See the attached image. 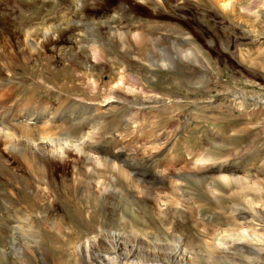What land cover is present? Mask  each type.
Returning <instances> with one entry per match:
<instances>
[{
  "label": "rangeland",
  "instance_id": "1",
  "mask_svg": "<svg viewBox=\"0 0 264 264\" xmlns=\"http://www.w3.org/2000/svg\"><path fill=\"white\" fill-rule=\"evenodd\" d=\"M66 1L69 3L70 0ZM123 1L77 0L78 9L84 10L82 13L85 14L80 17L82 13L75 11L74 16L78 14L77 17L84 22L90 16L109 15L118 6L116 3L122 4ZM256 1L249 12L241 13L246 17H238L235 14L238 9L231 12L209 0H187L179 6L168 4L161 6L158 13L153 15L148 12H155L156 9L136 0H125L123 12L126 13L120 18L124 21L123 25L148 27L153 24L158 29L162 26L181 29L187 32L185 40L177 42L172 37L161 39L159 45L166 47L161 50H157L156 40V47L151 49L155 54L147 51V57L142 54L146 50L139 54L132 53L134 60L127 63L123 78L117 83H114V78L118 70L108 60L101 59L97 66L103 73L99 75L98 86L93 90L84 84L86 77H82L83 67H78L77 73L64 67L72 57H63L61 51L71 46L73 41L68 35H63L55 48L48 45L41 50L43 53H40L39 60L36 56L33 60L31 57L26 72L15 69L16 80L9 81L10 84L0 81V129L16 122L21 116L18 114L25 110H21L23 106L26 108L23 113L29 110L34 115L50 114L57 110L60 119L72 123H69L70 131L66 136L56 137L54 134L53 138L75 141L83 131H90V127H93L91 123L84 124L80 108L71 109L72 102L77 100L99 107L100 113L94 122L98 121L100 125L93 132H97V139L100 137L99 140L116 145L114 149L117 150L113 149V152L119 155V159L114 160V172L103 165H88L74 148H70L67 161L55 158L54 161L45 162V165L30 157L27 161L22 159L23 144L19 145L22 148L17 146L11 151L5 148L7 141L0 133V264H106L102 258L106 257L105 252L109 249L113 254L112 245L116 247L117 259L121 264H176V261H182L181 264H209L202 260H189L192 256L190 252L193 253L192 248L197 245L198 239L208 240L199 234L203 230L215 233L217 240L223 244L221 247L228 246L222 240L224 232L221 230L226 227L224 215L229 207L239 206L234 205L240 201L239 188L261 200L256 206L264 211V203L260 205L264 201V104L259 106L250 96L258 94L261 98H257L258 101L264 103V52L259 48H264V20L256 17L258 13L264 15V0ZM10 2L14 6L11 19L17 17L20 8L29 13L33 4L31 0H6L3 3ZM77 21V26L86 25ZM84 31L82 37L99 40L98 33L87 25ZM71 33L78 37V30ZM8 35L6 49L11 54L14 49L17 51L18 45L14 37L12 39ZM178 49L185 51L181 53ZM191 52L197 54L196 59ZM184 53H187L186 57ZM46 57L50 59L49 66L44 62ZM145 67L152 71L145 70ZM4 71L8 70H2L1 76H10L9 71L8 74ZM26 75L36 76L33 78L38 83L41 81L37 78L39 75L51 81L40 82L39 86L44 88L41 89L34 85L33 80L24 82ZM110 86L116 89V98L106 94ZM233 91L247 92L245 99H239ZM95 93L99 95L93 99ZM17 110L20 112L17 113ZM21 118L18 120L24 121ZM213 136L228 137L230 142L213 144ZM205 143L208 146L213 144L212 149ZM200 151L209 153L213 159L211 164H201L197 159ZM91 156L96 154L92 153ZM44 165H48L47 168ZM119 165L132 172L130 183L124 175L116 172ZM222 165L236 169L234 176L238 182L228 180L226 173L216 171V166ZM78 171L81 174L78 175ZM51 173L53 176L50 177ZM177 174L184 181H178L175 178ZM195 174L205 176L193 178ZM41 177L50 179L49 185L52 187L49 186V189L54 194L49 196L44 185L41 188L45 192L44 189L35 192L33 186H37V180ZM132 180L134 183L139 181V187L132 186V192L128 194L126 189L129 184L133 185ZM211 181L216 183L215 186L207 188L205 182ZM176 182L181 184L184 196L178 193ZM149 187L153 188L151 197L142 192ZM166 205L171 209L173 205H178L177 211L172 209L166 214L175 229L182 233L181 236L176 234V242L171 241L173 239L170 237L163 238V233H166L164 226L157 221L159 210ZM196 209L204 221L199 222V227L194 223L197 219ZM38 210L42 215L47 214L48 222H56V226H35L33 221ZM146 231L157 233L159 241H153L149 235L147 237ZM136 234H142V237ZM226 237L231 241L236 239L232 235ZM235 241L239 244L236 259L232 263L220 261L213 264H264V259L255 255V250L247 246L245 239ZM154 243L160 248H154ZM177 244H181V248ZM165 245L172 247L166 248ZM258 246L264 253V235ZM128 250L131 256L127 258ZM242 252H248L250 258H246ZM142 253L153 254L159 261H150L153 259L151 257L149 261L137 262V255L141 257ZM168 254L173 255L174 260L167 257Z\"/></svg>",
  "mask_w": 264,
  "mask_h": 264
},
{
  "label": "bare ground",
  "instance_id": "2",
  "mask_svg": "<svg viewBox=\"0 0 264 264\" xmlns=\"http://www.w3.org/2000/svg\"><path fill=\"white\" fill-rule=\"evenodd\" d=\"M5 1L6 0H0V6H3L0 9V73H3V72H1L2 70H8L10 72V76H5V75L1 76L0 75V81L1 82L7 81L9 84H10V82H13L14 80H16V70L15 69L19 70L20 72H21V70H23V72H26L25 70L27 69L26 68L27 64L29 65V60L31 59V57L33 60L34 59L33 57L36 56V57H38V60H39L40 53H43V52H41V50H44L45 47H47L48 45L52 48H55V45H58V43L61 40V37L63 35H68L69 36L68 38L73 41V44L71 46L66 47L65 49H63L61 51V55L63 57H66V58H67V56L72 57V58H69V63L67 65H64V67H66L68 69H74L75 70L74 72L77 71L78 67H80V68L83 67L82 68L83 70H81L82 71L81 73L84 76H82V77H86V82L84 84L85 85L88 84L93 90H95L98 86V83H99V80H98L99 75L103 73V71L100 70L101 68H99L97 66V63H99V61L101 59L108 60L110 62V64L114 65L115 68L114 67L113 68L118 70V73H116V78H114V79H116L115 80L116 82L114 81V83H117L118 81L122 80L124 69H125L127 63L134 60V58L132 57V53L133 54H139L140 51L142 52V51L146 50L144 53H142V54L146 55L147 51L149 53L150 51H153L151 49L156 47V44H155L156 40H157V47H158L157 50H161L163 48H166L165 45L163 46V48H161V46L159 45V41L161 39H169L170 37H172L173 41L174 40L177 42L181 41V40L183 41V40H185L184 36L187 33L181 29H176V28H171V27H163L162 25H161L162 27H159V29H158L157 28L158 26H155L153 24H149L148 27H146V26L144 27V25H143V27H142V25H138L136 27V26H134V24H133V26L131 25L132 27L131 26L126 27L125 23H124L125 25H123V22H124V21L122 22L123 19L120 20V18L122 17V14L126 13V11L123 12V10L125 9V3H124L125 0H124L122 2V4L116 3V5L118 4V6H116V8L113 9V12L109 15L99 16V17L90 16V18L85 19L84 22L86 23V25L91 30H94L96 33H98L97 35H99L98 41H94V40L92 41L91 39L87 38V36H85V37L81 36V34H83V32H85L84 29H85L86 25L77 26V24H79V23L76 24L77 19L80 22H83V20H81V18L77 17V16H79L78 14H77V16H74V12L75 11H78L80 13L84 12V10L78 9L77 0H70L69 3H67L66 0H40L37 2H36V0H31V3H33V4L31 7V10L28 11L29 13H27L23 8H20V13L17 15L16 18H13L14 20L11 19V12H13L14 6L11 2H10V4L3 3ZM186 1L187 0H136L137 3L146 4L147 7L156 9L155 12L149 10L148 14H150V15H153L154 13H158L159 8L161 6H166L168 4H174L175 6H179L180 3L181 4L183 3V5H184V3ZM209 1L214 3V4L219 5L222 8H225L226 10H229L231 12H235L238 9L237 10L238 13H235L236 16H238V17H242V16L246 17V15L244 13L243 14H241V13L242 12H249L253 8V6L256 5V3H257L256 0H209ZM132 2H135V1H132ZM62 4H63V6L60 7V5H62ZM130 13H131V11H130ZM228 13H230V12H228ZM84 14L82 13V15H80V17L84 16ZM13 16H16V15H13ZM129 16L132 17V15H129ZM256 17H258V19H260V20H264V15L262 16V14L259 15V13H258V14H256ZM82 18H84V17H82ZM132 18H129V19H132ZM142 21H143V19H142ZM84 22H83V24H84ZM133 22H134V20H133ZM133 22H131V23H133ZM143 23H145V22H143ZM8 29H9L10 35H8ZM74 30H78V33H77L78 37L74 36L73 35L74 33L73 34L71 33ZM96 33H95V35H96ZM155 33H156V35H155ZM157 33H159V34L164 33V34L158 35ZM7 35H8V37L11 36L12 39L14 37L15 43H17V45H18L17 51L14 49V53L12 52L11 54H9V52L7 51L8 49H6L8 47L7 46L8 43H9V38H6ZM98 37H97V39H98ZM153 37H155V38H153ZM82 41H83V43H81ZM19 44H21V46ZM170 44H172V43H170ZM173 46L174 45H172V47ZM168 47H167V49H169ZM75 48H78V49H75ZM259 48L260 49L262 48V50L264 52V48L262 46H259ZM260 49H259V51H260ZM52 50H54V49H52ZM178 51L183 53V51H185V50L178 49ZM193 52H191V53L194 55V57L196 59L197 54H195ZM150 53L152 54V52H150ZM154 54H155V52H154ZM186 54L184 53L185 57L187 56ZM154 56H156V55H154ZM12 57H14L13 60H11ZM146 57H147V55H146ZM150 57L151 56H149V58ZM141 58H143V57H141ZM149 58H147V59H149ZM147 59L145 60V62L147 61ZM155 60H156V58H154V61ZM44 62L49 66L50 59H48V58L44 59ZM168 63H170V62H168ZM38 64H40V61ZM161 64H163V63H161ZM151 65H152V62L150 60L149 66H151ZM154 65H156V64H154ZM71 66H74V67L72 68ZM50 68L52 69V67H50ZM121 69H123L122 72L119 71ZM148 69H150V68L147 67L145 70H148ZM150 70H149V73H152L151 72L152 70L151 71ZM8 71H6V72L4 71V73L8 74ZM39 71H41V70H39ZM54 72H52V73H54ZM135 72H137V71H135ZM33 76L34 75H26L23 78L24 79L23 81L25 82L27 80H29V81L33 80L35 86H39L40 82L43 83V82L48 81L47 77H43V76L39 75L37 78L41 81L38 83L37 79H34ZM131 76H133V75L131 74ZM34 77H36V76H34ZM49 80H50V78H49ZM18 81H19V79H18ZM50 81H48V82H50ZM30 82H28V83H30ZM47 84H49V83H47ZM39 87L41 89H44L41 86H39ZM110 88H111V90H109ZM106 90L107 91L109 90L108 92L106 91L107 95L116 98V92H117L116 89H114L110 86ZM233 92H234L233 94L239 96V99H243L244 97H246L245 93H247V92L244 93V92H236V91H233ZM56 93H58V92H56ZM97 95H99V94L95 93L93 95V99H95ZM103 95H105V94H103ZM250 96L255 98V103L258 104L259 106L264 104L262 102L260 103L258 101L259 99H257V98H260V95L256 94L254 96L252 94ZM68 101L70 102V100H68ZM71 102H72V100H71ZM251 104H254V103H251ZM62 105H64V104H62ZM72 105H73V107L71 109L80 108L81 114H83L82 117L85 120V122L83 121L84 124L91 123L93 125V127H90L92 130L89 129L90 131H87V132L83 131L80 134L81 135L80 138L76 139L75 141H73L69 138H68L69 140H66L64 138L63 139L53 138L52 135H54V134L56 135V137L57 136L58 137L66 136V134L70 131L68 129L70 127L69 123L71 121H68V120L63 121L62 118L60 119V117H59L60 115H58L57 110L53 113H50V114L49 113H46V114L41 113V115H34L32 112L29 113V110H28V113H23L26 110V108H24V106H23V108L21 110H24V109L25 110L21 111L22 113H19L20 111L17 110L18 111L17 113H19L18 116L21 115L19 118L23 117L21 119H24V121L20 122L18 120L19 119L18 118L16 122L11 123V126L8 125L10 127L3 125L4 126L3 128L5 130L2 128L0 129V133L2 134L3 139L5 141H7V143L5 142L6 143L5 148H7L8 150L11 151L12 149H17L18 148L17 146L23 144V150H21L22 151V153H21L22 157L21 156L20 157L22 159H26V161L29 157L33 158V160L36 159L37 161L41 162L40 164H42V162H44V164H45V162L54 161L55 158H59V159L64 158V161H67V159L69 158V156L71 154L70 148H74L73 150L76 151L78 154H80L81 157L84 158V160L88 162L87 163L88 165H90V163L95 164V165H97V164L103 165L104 167L106 166V167L110 168V172H111V169L114 172V170H115L114 169V160L117 161L119 159L118 153L117 152L115 153V151L117 149H114V148H116V145H114L113 143L111 144L108 142H104L103 140H99V139H101L100 137H99V139H97V137H96L97 132H93V130H98L99 125H100V123L98 121H97V123H95L96 122L95 120L98 118L99 113H100L99 107L97 105L94 106V105L86 104L84 102H80L77 100H74V102H72ZM244 106H246V105H244ZM61 108H63V107L61 106ZM61 108L59 110H61ZM11 112H13V111H11ZM43 112H46V111H43ZM72 113H74V112H72ZM222 114H225V113H222ZM8 117H10V116H8ZM28 117H30L31 119H28ZM79 117H81V116H78L77 118H79ZM80 122H81V120H80ZM8 124H10V123H8ZM213 128L215 130H217V127L215 125H213ZM7 129H11V130H7ZM70 129H72V127ZM232 130L233 129H230V131H232ZM79 133H80V131H79ZM72 135H74V134H72ZM85 136H86V139H84ZM212 140H213V142L215 141L213 144H224V143L230 142V139L228 137L218 138V137L213 136ZM108 144H110L111 146H109ZM213 144H211L209 146L211 147V146H213ZM204 145H207V144L205 143ZM219 146H221V145H219ZM19 147L22 148L21 146H19ZM113 149L115 150L114 152H113ZM210 149H212V147ZM24 150L26 151V153L24 152ZM92 153H95L96 156H91ZM114 154H116V155H114ZM125 155L126 154H124V156ZM79 158H80V156H79ZM197 159L201 162V164H206L207 162L210 163V161H213L212 157L209 155V153L207 151H203V152L200 151V153L197 155ZM80 160H81V158H80ZM84 160H83V162H84ZM42 166L43 165H41V167ZM47 166H45V167L47 168ZM129 166L130 165L128 164V167ZM235 170L236 169L229 168V167L223 166V165L218 166V167L216 166V171L218 173H226L228 176L226 178L228 180L238 182L237 178L234 176ZM41 172H42V170H41ZM116 172L120 175H124L130 183L131 176L133 175L131 171H128V170L126 171L123 168V165L122 166L119 165L116 169ZM260 172H263V171H260ZM44 173H46V171L43 172V174ZM76 173H78V175L81 174L79 171ZM50 175H52V173L49 174V176ZM203 175L205 176V174H203ZM203 175L202 174H195V175H193V178L194 177L203 178ZM223 175H222V177L225 178L226 175H224V176ZM38 176H40V175H38ZM44 176H45V174H44ZM46 176L48 177V174ZM111 176L113 177V175H111ZM42 177L37 180V183H38L37 186H33L35 189V192H39V190L42 189L41 185H44V188L47 189L48 195L54 194L52 192V190L50 191V189H49V186L51 185V184L49 185L50 179L47 180L49 177L48 178L46 177L47 179L45 177L44 178H42ZM175 178H177L178 181H181V182L184 181L183 177L180 174H177L175 176ZM227 179H225V180H227ZM133 180H135V178ZM133 180H132L133 185L129 184V186L126 189L128 191V194L130 192H132V186L135 188L139 187L138 186L139 181L137 182V180H136V183H134ZM174 184H175V187L178 189V193H180V195H183V191H181L182 190L181 184H179L178 182H176ZM205 184H206L207 188L208 187L211 188V186H215L216 183L211 181V182H205ZM31 186H32V184H31ZM51 187L52 186H50V188ZM152 189L153 188L149 187L147 190H142V192L145 194L148 193L147 195L149 197H151V195L153 194L151 192ZM53 190L55 191V189H53ZM238 190L240 191V201H238V203L234 202L235 203L234 205L239 204V206L238 207H236V206L235 207L234 206L229 207L228 211L224 215L226 217V219H224L226 222V227H224V229L221 230L224 232V237H222V240L224 243H227L228 246H226V248L221 247L220 245H223V244L217 240L215 233H213L211 231L203 230V231L199 232V234L203 235L204 237H207L208 240H205L204 238L198 239L197 245L195 246L197 249H195V247L192 248L193 253L190 252V254H192V256L189 254L191 257L189 260H191V261L192 260H197V261L202 260V261H205L206 263H209V264L217 263L220 261H229L232 263L233 260L236 259L235 254L238 252L237 247H239V244H237V242L235 241L236 239H243V240L245 239L247 246L250 248H253L255 250V252H256L255 255L259 256V258H261V259H264V253L262 252L263 250L258 246L259 241L262 238V235H264V211L256 206L258 204V202H261V200H258L257 197L255 198L251 194H248L246 191H243V188H239ZM43 192H45V189ZM33 193H34V191H33ZM42 193H41V195H42ZM48 195H46V196H48ZM34 196H35V193H34ZM36 196H38V195H36ZM56 196H57V194H56ZM56 196L54 195V198ZM7 197H9V196H7ZM51 197H53V196H51ZM36 200H37V198H36ZM263 203H264V201H262V203H260V205H263ZM176 207H174V205H173L172 209L177 211ZM243 207H245V208H243ZM43 209L44 208H42V210ZM166 209H168V210H166ZM172 209L166 205V207L164 209L159 210V212H158L159 216H157V218H158L157 221H159V223L164 226V230L166 233H163V236H164L163 238L165 239L167 237L168 238L170 237L171 239H173L171 241L176 242V240H175L176 234H178V236H181L182 233L177 231L178 229L177 230L175 229V227H174L175 225L171 221H169V219L167 218L166 214L168 213V211H170ZM176 211H174V212H176ZM195 211L197 213L196 218L199 221L197 219H195L194 223L198 226L199 222H201L203 220L201 219L202 217L199 214V210L196 209ZM193 212L194 211H192V213ZM132 213H134V212H132ZM42 214L43 213H41V212L39 213V210H38V213H35V220L33 221L36 223L35 226L36 225H38V226L48 225L49 227L54 228L56 226L55 225L56 222L55 223H49L48 217H46L47 214H45V215H42ZM42 216H44V217H42ZM155 217H152V218H155ZM50 220H53V219H50ZM200 226H201V223H200ZM139 232H141V231H139ZM153 232L154 231H152V232L146 231L145 234H146V236L149 235V237H152L153 241H155V242L159 241L157 233L155 234ZM136 235H138V234H136ZM228 235H232L236 239H232V241L227 240L226 236H228ZM139 237H142V234ZM87 239H89V237ZM90 239H92V238H90ZM219 240H221V239H219ZM87 241L88 240H86V242ZM150 241H151V239H150ZM178 242H179V239H178ZM170 244H172V243L170 242ZM86 246H87V244H86ZM112 246H113L112 248L114 250L113 254H112V251L109 249V251L105 252V254H107L105 257L106 259L102 258V261H103V263L106 261V264L107 263L108 264H114V263L121 264V261L117 259L118 253L116 251V247H115V245H112ZM181 246H182L181 244L178 245L179 248H181ZM243 246L244 245H240V247H243ZM75 247L76 246H74V248ZM153 247L154 248L156 247V249L160 248V247L156 246L155 243H154ZM165 247L169 248L172 246L171 245H165ZM184 250L185 249H182V251H184ZM129 252L130 251L128 250L127 255H126L127 258L129 256H131L129 254ZM243 253H244V256L246 258H250V256L248 255V252H242V254ZM88 257H90V256H88ZM151 257L153 259H151L150 261H155V260L159 261V259H157L156 256L153 254L142 253L141 257L139 255H137L136 258H139V260L137 262H142V260L145 262V260L149 261V258H151ZM167 257H170L172 259L174 258L173 255H170V254H168ZM245 257H244V259H245ZM252 261L255 262L254 259ZM176 262H177L176 264H181L182 261H176ZM85 264H87V263H85Z\"/></svg>",
  "mask_w": 264,
  "mask_h": 264
}]
</instances>
